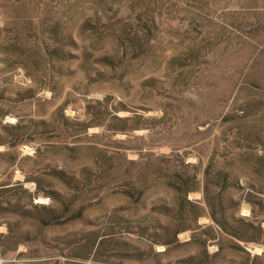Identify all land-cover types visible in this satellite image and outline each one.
I'll return each mask as SVG.
<instances>
[{
    "label": "rangeland",
    "instance_id": "rangeland-1",
    "mask_svg": "<svg viewBox=\"0 0 264 264\" xmlns=\"http://www.w3.org/2000/svg\"><path fill=\"white\" fill-rule=\"evenodd\" d=\"M0 264H264V0H0Z\"/></svg>",
    "mask_w": 264,
    "mask_h": 264
},
{
    "label": "trees",
    "instance_id": "trees-1",
    "mask_svg": "<svg viewBox=\"0 0 264 264\" xmlns=\"http://www.w3.org/2000/svg\"><path fill=\"white\" fill-rule=\"evenodd\" d=\"M204 192V197H205V202H206V206L208 208V213L210 215V217L212 218V220L217 224L218 227H220L222 229V231L225 230V233L230 235V231H227L226 229H224L223 225H222V218L224 213L221 212V209H219L221 207L222 204V200H221V195H219L218 193L216 194H209V190L206 188H204L203 190ZM249 230L244 228L241 231H236V230H232V234H234V237L245 241V242H249L250 238L249 237H245L246 235H244L246 232H248ZM242 234V235H239Z\"/></svg>",
    "mask_w": 264,
    "mask_h": 264
}]
</instances>
